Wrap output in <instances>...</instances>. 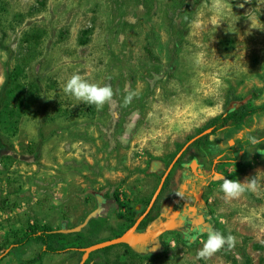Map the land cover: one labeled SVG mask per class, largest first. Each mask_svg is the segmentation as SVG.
Instances as JSON below:
<instances>
[{
	"label": "rangeland",
	"instance_id": "1",
	"mask_svg": "<svg viewBox=\"0 0 264 264\" xmlns=\"http://www.w3.org/2000/svg\"><path fill=\"white\" fill-rule=\"evenodd\" d=\"M73 73L111 84L112 101L97 111L66 95ZM0 80V264H39L30 261L43 231L72 249L44 252L40 264H78L83 247L144 211L211 118L264 104V0H0ZM128 91L138 97L122 107ZM249 135L264 138V111L188 145L136 230L148 240L93 250L84 263L264 264V144ZM199 162L203 218L161 214L162 197ZM255 176L256 192L226 201L219 191L223 177ZM193 224L205 233L190 243ZM208 228L236 247L198 260Z\"/></svg>",
	"mask_w": 264,
	"mask_h": 264
},
{
	"label": "clouds",
	"instance_id": "2",
	"mask_svg": "<svg viewBox=\"0 0 264 264\" xmlns=\"http://www.w3.org/2000/svg\"><path fill=\"white\" fill-rule=\"evenodd\" d=\"M2 83V80H0ZM63 91L66 95L74 98L78 103L83 102L89 106L95 105L96 110L103 109L106 103L112 101L114 91L111 84L99 85L96 83H90L79 73H73L71 77L66 81ZM138 97V93L135 91H128L123 98L122 107L130 105L134 98ZM118 113L113 112V116L118 118ZM248 140L253 145L264 144V138L249 135ZM185 167H189L185 164ZM223 183L220 185L219 191L223 194V198L226 201H231L240 198L245 192H256L259 190V182L255 177L246 178L245 181L222 178ZM177 196L184 197L182 193L176 192ZM181 212V211H180ZM180 212H175L178 222L184 223L186 217ZM205 229L197 227L195 229L186 231L184 238L190 243L195 242L201 235H204ZM207 239L202 242V247L197 250L196 257L198 260H208L222 249L229 251L233 250L237 244V238L228 233L224 235L218 230L208 228L206 230Z\"/></svg>",
	"mask_w": 264,
	"mask_h": 264
},
{
	"label": "trees",
	"instance_id": "3",
	"mask_svg": "<svg viewBox=\"0 0 264 264\" xmlns=\"http://www.w3.org/2000/svg\"><path fill=\"white\" fill-rule=\"evenodd\" d=\"M4 97H5V95H4ZM263 111H264V104H260V105L253 106L251 108L236 109V110L226 111L225 113H221V114H219L217 116H214L213 118L210 119V121L207 124V126L203 129V130H205L207 128H211V131L209 133H205V134H203L201 136H198L194 141L197 142V141L207 137L208 135L217 132L218 130H225V129L229 128L232 124L239 123V122L243 121L244 119H246L247 117H249V116H251V115H253L255 113H259V112H263ZM202 131H200V132H202ZM200 132H198V133H200ZM116 199H117V197H116ZM147 216H148V214L146 215V217ZM146 217H144L141 220V222L139 223V225H138L139 229H144L145 228V225H146L145 218ZM134 220L130 224H128L126 226V229L133 224ZM50 235L63 236L64 233L58 231V232L50 233ZM38 236L43 239V241L45 243V247L30 262L35 260V261H38L39 264H40L41 260H42V253H44V252L58 253V252H66V251L72 249V247H70V248L69 247H59V248H57L54 245H52V243L49 241L48 233H46V231L38 233ZM31 237H32L31 234L25 235L21 239H18L17 241H15V244H19V245L25 244L31 239Z\"/></svg>",
	"mask_w": 264,
	"mask_h": 264
},
{
	"label": "water",
	"instance_id": "4",
	"mask_svg": "<svg viewBox=\"0 0 264 264\" xmlns=\"http://www.w3.org/2000/svg\"><path fill=\"white\" fill-rule=\"evenodd\" d=\"M211 131V128H207L205 130H203L202 132L198 133L197 135H195L194 137H191L182 147L181 149L176 153V155L173 157L172 161L168 164L167 168L165 169L163 175L161 176V179L159 181V184L157 185V188L155 189L148 205L146 206V208L144 209V211L135 219V221L133 222V224L128 227L123 233H121L120 235H117L115 237H112L110 239H106V240H102V241H98L96 243L87 245L85 247L82 248L83 250V255L81 257V260L78 264H83L85 259L88 257V255L90 254L91 251L111 245V244H116V243H125L128 244L130 246H133L137 243L140 242H145L148 240V232L149 230L147 229V232H137V228L139 223L141 222V220L147 215V213L149 212L150 208L152 207L154 200L156 199V197L158 196L163 183L169 173V171L171 170L172 166L174 165L175 161L179 158V156L182 154V152L186 149V147L192 143L198 136H201L205 133H208ZM173 226L171 223L169 224V226ZM163 229H165L166 227L162 225ZM62 231V230H59ZM70 231V230H69Z\"/></svg>",
	"mask_w": 264,
	"mask_h": 264
},
{
	"label": "flooded vegetation",
	"instance_id": "5",
	"mask_svg": "<svg viewBox=\"0 0 264 264\" xmlns=\"http://www.w3.org/2000/svg\"><path fill=\"white\" fill-rule=\"evenodd\" d=\"M209 133V132H208ZM195 136V135H194ZM193 136V137H194ZM193 142H195V141H193ZM192 142V143H193ZM191 144V143H190ZM189 144V145H190ZM187 148V147H186ZM185 151V150H184ZM184 151L182 152V154L184 153ZM181 154V155H182ZM180 155V156H181ZM179 156V157H180ZM179 159V158H178ZM176 160L175 161V163H177V162H179V160ZM172 161V160H171ZM170 161V162H171ZM174 163V164H175ZM174 166V165H173ZM172 166V167H173ZM189 166H190V164H189ZM193 166H194V164H193ZM196 166H198V167H196ZM196 166H194V167H192V164H191V166L189 167V170H190V172H192V174L194 175V177H192V181L190 182V183H185V184H183V179H184V176H185V174H187V172H186V170H185V173L181 176V177H183L182 178V183H181V185H183V187L184 188H180V190L178 191V192H180V193H182L183 194V196H184V199L186 200V202L187 203H189V204H195L196 203V194H197V191L199 190L200 191V189H197L201 184L203 185L204 183H203V179L205 178V175L203 174L202 175V177L201 178H198V176H196V174L194 173V169L195 170H198L199 168H201V169H204L203 168V166H204V164H203V162H199V163H196ZM172 169V168H171ZM171 171V170H170ZM170 171H169V173H170ZM212 170H210V172H211ZM190 172H188V174L190 173ZM169 173H168V175H167V177H166V179L168 178V176H169ZM211 174V173H210ZM213 175H214V173H212ZM163 175V174H162ZM165 179V180H166ZM185 180V179H184ZM186 181V180H185ZM165 182V181H164ZM191 183H194V184H191ZM163 185H164V183H163ZM197 186V187H196ZM193 189H195L196 190V193H194V191H193ZM182 190V191H181ZM163 191V186H162V188H161V190H160V192H162ZM159 192V193H160ZM202 192V191H201ZM176 192H174V194H175ZM159 195V194H158ZM158 197V196H157ZM156 197V198H157ZM190 199V200H189ZM156 200V199H155ZM154 200V201H155ZM162 200V199H161ZM150 201V200H149ZM149 203V202H148ZM154 204V203H153ZM148 205V204H147ZM203 207V206H202ZM152 208V207H151ZM151 208H150V210H149V212L151 211ZM190 210V211H189ZM192 209H188V211L186 212V210H184V212H181L180 214H182V215H184V216H192L191 218H194L193 219V221H194V223H197V221H198V219L200 218V216H202V218H203V209H201L199 212H195V210L193 211H191ZM148 212V213H149ZM147 213V214H148ZM188 213V214H187ZM190 214V215H189ZM169 218H175V219H177L176 218V215L175 214H171L170 216H169ZM198 226L195 224H193V228L192 229H195V228H197ZM199 227H200V225H199ZM147 229V228H146ZM145 229V230H146ZM149 230V229H148ZM147 231V230H146ZM149 234H150V230H149Z\"/></svg>",
	"mask_w": 264,
	"mask_h": 264
},
{
	"label": "crops",
	"instance_id": "6",
	"mask_svg": "<svg viewBox=\"0 0 264 264\" xmlns=\"http://www.w3.org/2000/svg\"><path fill=\"white\" fill-rule=\"evenodd\" d=\"M196 166V163H192V167ZM198 167V166H196ZM194 173L196 174V176H198V178H201L203 175L204 170L199 168L198 170H193ZM210 173H214V176H218L219 173L215 172L214 169L210 172ZM187 183V181H185L183 179V184ZM194 184V183H191ZM197 187V186H196ZM202 184L197 188V189H202ZM201 191L202 190H198L197 194H196V203L194 204H189L186 202V200L184 199V197H180L177 196L176 193H171L170 192H166V194L162 197L163 203H164V211L161 213L164 216H170L171 214H174L175 212H184V210L187 209H192L193 211L195 210V212H199L203 206V196L201 195ZM162 203V201H161ZM191 210V211H192ZM180 212V213H181ZM163 216V217H164Z\"/></svg>",
	"mask_w": 264,
	"mask_h": 264
}]
</instances>
